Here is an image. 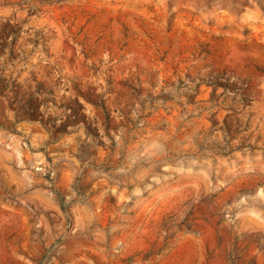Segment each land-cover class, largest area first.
I'll return each mask as SVG.
<instances>
[{
	"label": "rangeland",
	"instance_id": "rangeland-1",
	"mask_svg": "<svg viewBox=\"0 0 264 264\" xmlns=\"http://www.w3.org/2000/svg\"><path fill=\"white\" fill-rule=\"evenodd\" d=\"M1 80L0 264H264V0H0Z\"/></svg>",
	"mask_w": 264,
	"mask_h": 264
},
{
	"label": "trees",
	"instance_id": "trees-1",
	"mask_svg": "<svg viewBox=\"0 0 264 264\" xmlns=\"http://www.w3.org/2000/svg\"><path fill=\"white\" fill-rule=\"evenodd\" d=\"M5 81L1 80L0 81V98L3 97L4 95V91L6 90V86H5ZM27 105L29 107H31V109L33 110V114L36 115L38 114V110H37V103L33 102L32 100H30Z\"/></svg>",
	"mask_w": 264,
	"mask_h": 264
}]
</instances>
